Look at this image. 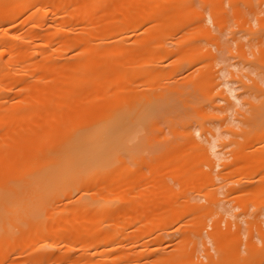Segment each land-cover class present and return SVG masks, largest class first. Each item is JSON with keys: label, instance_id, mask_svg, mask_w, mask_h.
<instances>
[{"label": "rangeland", "instance_id": "374dc122", "mask_svg": "<svg viewBox=\"0 0 264 264\" xmlns=\"http://www.w3.org/2000/svg\"><path fill=\"white\" fill-rule=\"evenodd\" d=\"M117 1H120L117 6L121 3L123 9H129L127 13V9L122 10L118 6L117 10L120 12L117 11L119 14L116 15L119 18L116 22L119 23L118 27L122 26L118 29L120 34L117 33V39L120 41L121 38L123 41L120 44L118 41L119 51H126L119 52L123 56H118L123 83L120 85V80L118 82V98L125 93L124 99H120V107L128 103L125 108L129 109L131 102H135L133 104L138 106L135 108L139 109L144 99V103L150 101V113L146 112L147 116L142 112V115L147 116L144 120L142 119L145 116L138 114L137 119L143 117L140 121H146L145 125L135 119L136 128H132L136 132L133 130V134H130V138H133V135L141 132L145 134L144 138L138 133L142 138L134 139L135 141L127 138L129 141H122L120 144L113 172L117 181L114 182L112 177L110 178L111 183H116V188L113 183H104L106 187H111L108 189L110 188L109 193H112L113 197V193H117V206L113 205L116 215H108L117 217V249L109 255L100 253L87 257L84 253L83 256L88 262L98 264H106L107 260L109 264H264V0H190L189 3L200 10L198 16L194 15L195 12L198 13L197 9L186 14H192V21L189 19L186 22L184 19L187 17L179 15L180 18L184 16L183 21L188 24L165 33L161 30L164 26H160L161 20L158 19L167 13L172 0H153V8L158 15L155 11L148 19H145V15L144 20L142 19L139 25L136 24V27H133V24L137 21V13L142 9L140 7L144 5L138 3H144V0H134L138 2L134 4L133 0ZM128 1L131 5H128ZM104 6L101 7L104 11L100 10L104 16L98 12L102 17L106 16L103 12L108 13L106 11L109 6L106 3ZM146 7L144 5V8ZM213 8L219 12L215 13L218 15H214ZM161 10L164 14L160 13ZM51 12L46 19L41 18L44 19L41 26L40 22L35 21L37 30L46 27L47 23H43L60 14L56 13L57 16L55 12ZM140 13L142 14L141 11ZM159 14L162 16L157 18ZM25 15L19 13V16H15L10 22L0 24V33L8 28V31H19L21 34L16 41V49L21 48V43L25 40H31L30 45L38 41L35 40L38 39L36 36L27 34L31 31L26 30L24 22L22 25L25 31L22 30L21 19H24ZM123 15L128 19H124L126 17ZM131 16L132 24H128ZM102 17L99 18L101 22L105 21L100 20ZM217 18L221 21L219 24L215 23ZM201 19L205 20L210 34L214 33L225 41L221 47L216 43L220 37L215 35L210 39H202L197 34L198 38L193 39H196V43L199 40L198 45L186 41L188 38L184 39L185 36L189 37V34L193 36L198 33L191 28ZM120 20H125L124 25L118 22ZM176 20L173 18V21L166 23L172 26L170 29H173L175 24L181 25L180 21L177 20L179 23H176ZM75 27L76 29L72 27L73 35L80 32L77 30L79 25ZM187 29H191V33H183ZM37 32L35 31L36 35ZM96 37L98 36H95V41L98 39ZM181 37L185 42L178 44ZM105 39L111 40L113 37L109 35ZM148 39L149 45L146 44ZM143 41L145 43H142ZM195 45L197 47H194ZM0 47V51L5 50L0 54L7 58V43ZM165 48L171 51L168 52ZM38 50L43 51V48ZM73 51L66 50V53L69 56ZM196 51L198 55L200 52L205 54L201 53L200 58H195L196 54L192 53H197ZM206 53H211L209 56L212 58ZM187 55L195 59L188 61L184 58ZM129 69L133 70L132 73ZM44 71L39 70L37 74L43 75ZM36 75L35 78L38 77ZM33 77L32 75L31 78ZM123 85L129 89L128 92L127 89L124 90ZM222 89L224 95L227 94L230 106L227 105L226 99L216 95ZM228 89H231V94ZM10 94L13 95L7 94L6 100H12L7 98ZM211 95L215 101L212 100L213 97L210 98ZM210 99L213 105H216H211ZM68 111L65 113L68 119L64 116L65 120L55 122L56 128L60 125L59 127L65 129L71 122V111H74L73 114L77 113L75 110ZM131 116L133 117V114ZM137 122L143 126L142 131L140 126L139 129L136 126ZM188 131L192 136H186ZM66 201L68 200L65 197L60 199L56 202L55 209L65 207ZM154 220L157 226L153 225ZM113 221L109 219L104 224L108 225ZM165 221L166 223H163ZM65 233L64 228L59 227L58 236L52 242L57 249L50 250L67 249L63 237ZM73 240L72 244L75 243V246L69 241L70 247H75L72 251H67L70 255L72 253V256H77L86 251L84 240ZM105 245L111 246L109 243ZM88 251L92 252L94 249ZM69 253L60 255L59 258L68 256L67 259H71ZM3 255L6 256L5 260L0 261V264H16L15 261L24 264V259L28 257L27 252H19L14 247L4 250ZM55 259L57 258H51L48 262L45 260L43 264L64 262L60 263V259ZM70 259L67 261L72 262L75 258L72 261ZM69 262L65 261L66 264Z\"/></svg>", "mask_w": 264, "mask_h": 264}, {"label": "bare ground", "instance_id": "6f19581e", "mask_svg": "<svg viewBox=\"0 0 264 264\" xmlns=\"http://www.w3.org/2000/svg\"><path fill=\"white\" fill-rule=\"evenodd\" d=\"M130 1H128V5H131ZM152 1L144 0V3L132 1L133 4H144L148 8L144 12L146 9L144 5L140 7V9H143L140 10L143 15L140 11H137V21L133 24V27H136V24L139 25L142 19L144 20L145 15L147 16H145V19L152 16L155 11ZM189 1L176 0L174 2L172 0L169 6L170 10H166L167 13L163 16L161 14L162 12L164 14V11L161 10V14L157 18L160 15L162 16L161 19H158V21L161 20V27L164 26L166 28L165 26L168 25L165 30L161 28L164 33L168 30L171 31L187 25L188 23L186 22L189 21L190 17H193L192 14L186 16L189 13L188 11L193 13L197 9L198 13L195 12L196 14L194 13V15L198 16L200 10L198 7L195 8L196 6L194 4L193 6ZM117 2L120 1L0 0V24L2 22H10L15 16H19V13H25L24 19H21V26L23 27L22 23L24 22L26 30L29 31L30 29L31 31L27 34L38 38L35 39L33 37V39L38 40L33 43L37 49H34L33 44L30 45L31 40L21 41L22 46L19 45L22 49L20 47L16 49L18 47L16 46L18 44L16 41L19 35H21L18 33L19 31H8L7 28L0 33V46L7 43V52L9 53L7 58L0 54V125L3 124L0 127V261L5 260L4 257L6 256L3 255L4 250L6 251L14 247L19 252H27L28 257L24 259V261L26 260L24 264H43V261L47 260L48 262L51 258H57L55 259L56 261L60 259L59 262L62 263L64 261V264L65 261L69 262L67 260L70 257L67 259L68 256H65L66 258L63 257L65 258L64 260L63 258H59V256L65 253L68 254L69 252L67 251L75 248V243L72 244L73 239L81 242L84 240L83 245L86 247V251L77 256H74V254L72 256V253L71 255L69 253L71 256L70 260L75 259L67 264H98L88 262L83 255L87 254V257H93L100 253L109 255L117 249L119 240L117 223H115L117 217L108 216L110 213L111 215H116L113 209H116L114 206H117L115 203L117 202L115 200L117 193H113L115 194L114 198L112 193H109L111 187L108 186L110 187L108 189L104 183H110L109 185L113 183L116 188V183L114 182L117 180L115 176L113 177V172L116 168L120 144L122 141H129L127 138H130L133 130L134 133L136 132L133 128H136L134 125L135 119L139 116L138 114L145 116L144 118L140 117V119L143 118L142 120H144L148 116L146 112L150 113L148 111L150 101L148 100V103H144V99L142 98L141 102L143 104L139 102L142 105L139 109L135 108L136 105L133 104L135 102H131V105H134L131 108V105H128L129 109L128 107L127 109L125 108V105L128 103L120 107L122 106L120 99L125 93L121 95L120 99L118 98L120 97L118 96L120 94L118 91L120 90L117 89L119 88L117 86L119 80V84H123L119 69V58L122 55L120 53L123 52L119 51V44L123 41L120 37H118L120 41L117 39L118 34H120L118 32L120 30L118 29L122 27H118L119 23H116L119 20L116 15L120 12L117 8L119 6H117ZM105 3L109 6L108 10L106 9L109 16L103 12L106 16L102 17L104 15L101 12L104 10L101 7L104 8ZM119 4V8L122 10L127 9L128 13L129 9H123L124 7H121V3ZM150 6L153 11L151 10L149 13ZM213 9L215 10V8ZM50 11H52L51 13L55 12L54 14L60 13L61 15L59 14V17L56 14L58 17L53 16L54 18L51 21L47 20L50 22L49 24L47 21L45 24L43 23V25L47 23L46 27L43 26L44 28L42 27L37 30L34 24L35 21H38L37 23L40 22L41 26L42 22H44L42 20L46 19L45 17ZM92 12L93 14H91ZM96 12H100L102 16L99 13V15L94 14ZM216 12L215 10L214 15H218L215 14ZM182 14L187 17L184 19L186 22L183 21L184 16L180 18ZM111 15L116 16H113L116 19L111 18ZM123 16L126 17L125 15ZM176 16H178L176 18L178 21H180L179 18L182 20V22L180 21L181 25L175 24L177 26L174 25V28L170 29L172 26L166 23H170L169 20L173 21V18L176 20ZM101 17L103 19L100 20L105 21H99ZM41 18L44 19L41 20ZM130 18L128 24H132L133 17L131 16ZM124 19H128V17ZM190 20L192 21V18ZM178 21L176 23H179ZM203 21L205 22L204 19H201L197 24L193 21L195 25L191 29L198 33L193 34L194 37L190 34L189 37L182 35L185 36L184 39L188 38L191 40L185 39L186 41L195 42L196 39L194 40L193 38H198L197 34L202 39H210L215 36L217 38L220 37L214 33L210 34L209 27L206 26V22L202 23ZM219 21L215 23L219 24L221 22ZM118 22L124 25L125 20H123L124 23L121 20ZM87 24H91V26H87ZM158 24L157 26H159ZM75 25H79L77 30H80V26L82 25L81 29L83 31L80 30L79 33L76 35L74 33L73 35L72 32L74 31H72V27H74L73 29L78 27H75ZM191 29H187L183 33L188 34L187 31L191 33ZM22 30H24V27ZM32 31L34 33L38 31L37 35L36 33L34 35ZM81 32L83 33L80 35ZM200 32L204 35L200 34ZM78 34L80 36H77ZM109 35L113 39H105ZM95 36H98L96 37L98 41H95ZM30 37L32 38V36ZM184 39L182 38L177 43L185 42ZM199 39L202 40L201 38ZM220 39L221 37L216 42L219 47L225 42ZM144 41L142 43H145ZM148 41L149 39L146 41V44L149 45L150 41L149 43ZM198 42L199 40H197ZM26 45L27 48L30 45L31 49L25 48ZM41 47L43 51L38 50ZM194 47L197 46L195 45ZM139 49L140 51L143 50H141V47ZM66 50L74 51L70 52L71 54L68 53V56ZM166 50L168 52L171 51V49ZM201 53L199 55L198 52L192 54H196L195 58L197 56L200 58L202 56L200 55ZM210 54L208 53L207 55L206 53L209 58H212L209 56ZM38 56L41 57V60ZM187 56L184 58H187L188 61L195 59L189 55ZM36 57L38 58L36 59ZM39 70H46L44 71L46 74H37ZM32 75L34 76L33 78H31ZM35 75L38 77L35 78ZM128 90L126 91L128 92ZM228 90L231 94V89ZM218 92L219 94L216 95H219L218 97L222 99H226L228 101H226L227 105L230 106V101L227 98V94L224 95V90L222 89ZM9 93L13 95L10 94V97L7 98H12V100H6V95ZM211 97L213 96L211 95ZM123 99L124 97L121 100ZM212 100L215 101L214 97ZM212 100L210 99L209 101L211 105H213ZM143 107H145L144 110ZM146 107H148L147 110ZM68 110H75L77 113L73 114L74 111H71V115L69 116L71 122H69L70 124L65 129L59 127L60 125L56 128L55 122L59 123L58 121L65 120L64 116H66L65 113ZM138 110L141 112L139 113ZM142 112L147 116L142 115ZM132 114L133 117L131 116ZM66 119H68L67 116ZM140 119L137 120L140 121ZM141 122L144 123L146 121ZM137 123L136 126H138V129L141 127L140 131H142L145 123H141L143 126H140L139 122ZM138 133L141 136L144 134L137 132L130 140L144 138L145 134L141 137L137 135ZM186 136L190 137L192 133L188 131ZM128 148L130 149V146ZM110 178L114 182L111 183L110 181L112 180ZM115 188L114 190H116ZM64 197L68 200L65 203V207L59 210L55 209L56 202L60 199L62 200ZM109 219L114 221L105 225L104 223L109 221ZM166 221L163 223H166ZM153 225L157 226L155 220ZM59 227H63L64 232H66L63 237L67 243V249L63 251H55L57 248L52 244L53 240L58 236ZM84 235L86 237L88 235V237L86 238ZM69 241L74 246L70 247ZM105 243H109L111 246L107 247ZM51 248L55 250H50ZM90 249H94V251L87 252ZM107 262L108 260L106 264H109ZM3 263L5 264L6 262ZM14 263L19 264V261H15Z\"/></svg>", "mask_w": 264, "mask_h": 264}]
</instances>
